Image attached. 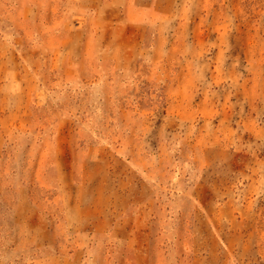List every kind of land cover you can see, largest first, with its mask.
Instances as JSON below:
<instances>
[{"label":"rangeland","instance_id":"rangeland-1","mask_svg":"<svg viewBox=\"0 0 264 264\" xmlns=\"http://www.w3.org/2000/svg\"><path fill=\"white\" fill-rule=\"evenodd\" d=\"M0 264H264V0H0Z\"/></svg>","mask_w":264,"mask_h":264}]
</instances>
